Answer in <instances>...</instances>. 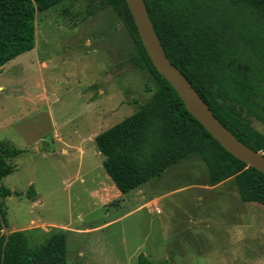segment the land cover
Returning <instances> with one entry per match:
<instances>
[{
  "label": "rangeland",
  "instance_id": "rangeland-1",
  "mask_svg": "<svg viewBox=\"0 0 264 264\" xmlns=\"http://www.w3.org/2000/svg\"><path fill=\"white\" fill-rule=\"evenodd\" d=\"M35 25V47L0 68V141L25 150L4 183L21 193L33 183L43 203L6 199L9 224L28 226L33 246L64 231L67 264H137L141 252L171 264H264V205L243 201L234 176L212 185L199 154L127 193L111 182L95 136L159 87L113 8L65 0L36 9Z\"/></svg>",
  "mask_w": 264,
  "mask_h": 264
},
{
  "label": "trees",
  "instance_id": "trees-1",
  "mask_svg": "<svg viewBox=\"0 0 264 264\" xmlns=\"http://www.w3.org/2000/svg\"><path fill=\"white\" fill-rule=\"evenodd\" d=\"M63 1L0 0V68L35 47L36 9L47 10ZM145 1L170 60L216 117L242 142L264 154V0ZM102 3L110 5L125 24L141 63L159 82L158 89L135 112L95 137L106 157L103 167L117 189L127 193L197 153L212 185L234 176L243 201L264 205V172L230 153L186 109L176 89L150 59L127 2ZM69 10L64 7V13ZM255 121L261 122V129ZM24 151L0 141V212L8 229L7 196L24 194L32 201L39 199L33 183L21 193L3 182L15 170L11 160ZM5 239L0 219V264H67V239L62 230L35 246L27 230L9 229L4 247ZM137 264L171 262L167 258L154 261L141 252Z\"/></svg>",
  "mask_w": 264,
  "mask_h": 264
},
{
  "label": "water",
  "instance_id": "water-1",
  "mask_svg": "<svg viewBox=\"0 0 264 264\" xmlns=\"http://www.w3.org/2000/svg\"><path fill=\"white\" fill-rule=\"evenodd\" d=\"M134 18L142 43L157 70L173 85L182 98L186 109L235 157L264 172V154L254 150L227 128L213 113L190 80L170 60L154 28L145 0H125ZM3 231L6 234L4 247L9 238V229L0 212ZM4 256V251H3Z\"/></svg>",
  "mask_w": 264,
  "mask_h": 264
},
{
  "label": "crops",
  "instance_id": "crops-1",
  "mask_svg": "<svg viewBox=\"0 0 264 264\" xmlns=\"http://www.w3.org/2000/svg\"><path fill=\"white\" fill-rule=\"evenodd\" d=\"M3 67V66H2ZM84 118H85V115L83 114V119H82V121H83V123L85 124V121H87V118H85V120H84ZM84 127V126H83ZM96 137V136H95ZM96 143V142H95ZM97 146V145H96ZM97 149H98V147H97ZM51 150V149H50ZM99 150V149H98ZM51 154H54V152L53 151H47V152H44V153H40V155H43V156H48V155H51ZM14 159V158H13ZM13 159L11 160V162L14 164V162H13ZM15 166H16V164H14ZM84 166V165H83ZM77 172V171H76ZM104 173V172H103ZM106 177H108L106 174H104ZM110 177V176H109ZM4 179H5V177L3 178V182H4ZM111 179V178H110ZM109 179V180H110ZM111 182L113 183V185H114V187L117 189V187L115 186V184H114V182L112 181V179H111ZM9 187V186H8ZM37 187V186H36ZM11 188V187H10ZM11 189H13V188H11ZM13 190H15V189H13ZM38 190V192H39V189H37ZM100 188H96L95 190H94V192H96V193H94V194H96V195H98V193L100 192ZM118 190V189H117ZM102 191V190H101ZM119 191V190H118ZM39 195H40V197H41V200H39V201H34V202H37V203H43V200H42V197H43V195L41 194V193H39ZM13 195H10V196H7L6 198H5V200L6 199H10L11 197H12ZM5 205H6V202H5ZM6 207H7V205H6ZM52 222V221H51ZM9 223V222H8ZM9 229L10 230H27L28 229V226H26V227H17V226H15V225H10L9 224Z\"/></svg>",
  "mask_w": 264,
  "mask_h": 264
},
{
  "label": "built area",
  "instance_id": "built-area-1",
  "mask_svg": "<svg viewBox=\"0 0 264 264\" xmlns=\"http://www.w3.org/2000/svg\"><path fill=\"white\" fill-rule=\"evenodd\" d=\"M157 211L160 212L161 211L160 208H157Z\"/></svg>",
  "mask_w": 264,
  "mask_h": 264
}]
</instances>
